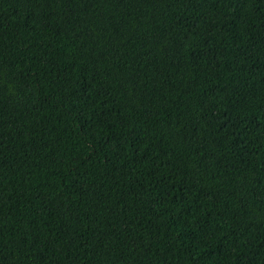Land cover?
Here are the masks:
<instances>
[{"label": "trees", "instance_id": "16d2710c", "mask_svg": "<svg viewBox=\"0 0 264 264\" xmlns=\"http://www.w3.org/2000/svg\"><path fill=\"white\" fill-rule=\"evenodd\" d=\"M0 264H264V0H0Z\"/></svg>", "mask_w": 264, "mask_h": 264}]
</instances>
